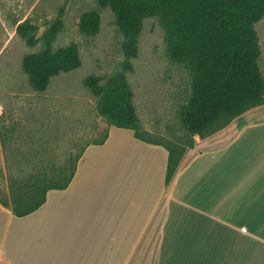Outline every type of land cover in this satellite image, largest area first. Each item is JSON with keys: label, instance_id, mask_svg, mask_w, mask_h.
<instances>
[{"label": "crops", "instance_id": "crops-1", "mask_svg": "<svg viewBox=\"0 0 264 264\" xmlns=\"http://www.w3.org/2000/svg\"><path fill=\"white\" fill-rule=\"evenodd\" d=\"M167 159L109 124L37 209L0 204V264H141L155 234V264H264V106L195 137L169 184Z\"/></svg>", "mask_w": 264, "mask_h": 264}, {"label": "trees", "instance_id": "trees-1", "mask_svg": "<svg viewBox=\"0 0 264 264\" xmlns=\"http://www.w3.org/2000/svg\"><path fill=\"white\" fill-rule=\"evenodd\" d=\"M97 8L82 13L79 31L94 36L100 27V8L109 7L123 36V66L132 70L138 54V37L143 19L157 17L164 28L167 54L172 62L185 65L190 73V91L180 104L182 132L172 140L152 138L143 129L132 101L133 91L125 74H113L105 84L97 75L83 84L99 97L97 113L110 124L134 130L137 138L163 145L168 150L165 180L169 184L184 152L193 147L195 135L204 138L225 126L246 109L264 104V77L258 60L259 36L254 24L264 17V0H95ZM65 5L40 36L39 25L26 18L16 25V33L29 46L41 41V48L27 53L22 69L34 90L43 91L50 79L80 66L78 45L71 42L53 48L63 28ZM104 137L93 143H102ZM86 147V146H85ZM85 147L82 151H84ZM80 156V155H79ZM79 156L54 170L24 177L12 175L0 204L22 216L37 209L51 188H65L76 171Z\"/></svg>", "mask_w": 264, "mask_h": 264}, {"label": "rangeland", "instance_id": "rangeland-1", "mask_svg": "<svg viewBox=\"0 0 264 264\" xmlns=\"http://www.w3.org/2000/svg\"><path fill=\"white\" fill-rule=\"evenodd\" d=\"M62 5L64 25L53 48L75 42L81 64L53 76L45 90L37 91L28 82L22 59L42 44L27 45L16 33V25L31 18L39 25L40 36ZM97 7L95 0H0V196L8 191L12 175L25 178L46 172L52 177L58 166L80 158L87 144L104 137L110 123L97 113L99 97L83 84L89 75L99 76L105 84L113 74H125L136 113L150 137L168 141L182 132L179 107L190 91V73L185 65L170 60L158 18L143 19L138 54L128 70L123 66V36L109 7L99 9L97 34L79 31L82 13ZM254 27L264 77V17ZM162 218L161 210L158 221ZM157 239L155 234L141 264H155Z\"/></svg>", "mask_w": 264, "mask_h": 264}]
</instances>
